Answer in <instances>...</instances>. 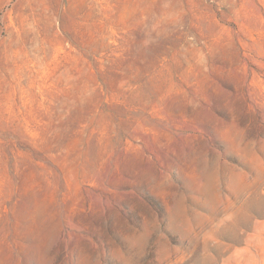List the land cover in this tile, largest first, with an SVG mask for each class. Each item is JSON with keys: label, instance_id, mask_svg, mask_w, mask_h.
<instances>
[{"label": "rangeland", "instance_id": "374dc122", "mask_svg": "<svg viewBox=\"0 0 264 264\" xmlns=\"http://www.w3.org/2000/svg\"><path fill=\"white\" fill-rule=\"evenodd\" d=\"M0 264H264V0H0Z\"/></svg>", "mask_w": 264, "mask_h": 264}]
</instances>
